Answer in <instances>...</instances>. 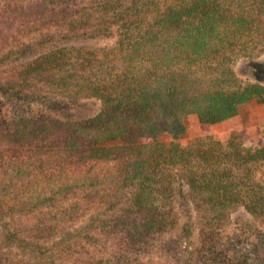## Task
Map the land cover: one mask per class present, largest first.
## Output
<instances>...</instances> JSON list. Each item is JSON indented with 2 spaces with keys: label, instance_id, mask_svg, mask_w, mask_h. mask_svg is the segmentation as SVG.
<instances>
[{
  "label": "trees",
  "instance_id": "16d2710c",
  "mask_svg": "<svg viewBox=\"0 0 264 264\" xmlns=\"http://www.w3.org/2000/svg\"><path fill=\"white\" fill-rule=\"evenodd\" d=\"M26 9L0 0V62L26 52L16 47L38 27L73 40L127 27L112 49L53 47L10 73L16 85L35 78L101 107L81 120L0 112V192L34 212L6 225L5 240L30 256L49 250L40 264L66 251L76 264H151L161 251L180 254V264H251L261 244L246 254L227 227L243 209L251 218L241 226L264 243V146L238 133L224 141L213 126L244 103H264V81L243 83L229 63L264 40V0H37ZM253 62L240 72L257 78L264 62ZM193 113L204 134L184 145ZM52 180H65L72 197L33 201V185ZM197 230L186 257L182 237ZM10 255L0 250V264H33Z\"/></svg>",
  "mask_w": 264,
  "mask_h": 264
},
{
  "label": "rangeland",
  "instance_id": "374dc122",
  "mask_svg": "<svg viewBox=\"0 0 264 264\" xmlns=\"http://www.w3.org/2000/svg\"><path fill=\"white\" fill-rule=\"evenodd\" d=\"M33 2L35 3L37 0H5L7 5H12L17 11H20L21 9L27 10L26 8L31 6ZM14 15H16V13L12 16L14 17ZM17 22L19 23V21ZM126 27L127 25L119 24L115 27V32L110 36L84 40L64 38L63 35L66 30L63 31L57 27H38L40 29H36L31 33L30 37L24 38L22 45L16 47L17 51L20 52L21 50L26 49V52L21 53L20 55L18 54L19 56L15 58H9L7 61L0 62V112L2 111L4 117L9 120L20 119L24 116L33 117L41 113L51 114L64 120H81L97 114L101 107V101L97 97H84L73 100L64 96L65 94L60 91H45L44 86L35 78H31L29 82H22L21 84L16 85L15 81H11L9 76L12 71L20 70L24 64L37 59L42 52L51 50L53 47L65 46L73 43L76 47L97 49L99 53L104 49H112L116 46V42ZM16 30L17 28L15 27L14 31ZM251 45H253V47H251L250 54L235 56L234 59L232 58L229 62L237 71H239V80L243 83H248L250 81H264V64L257 65L260 72L257 78L240 72V69L249 64H253V61H257L258 63L264 62V40L256 44L251 43ZM46 95H59L60 97H63L62 99H59ZM188 123L189 132L181 139V142L184 145L189 144L192 139L204 134V129L198 114L193 113L189 115ZM213 133L224 141L227 140L231 134L238 133L248 145L264 146V103H259L257 101L244 103L241 105L240 112L236 116L214 124ZM163 138L167 142H170L173 139V136L170 133H166ZM100 171L101 169L98 167L94 168V173L99 172L101 174L102 172ZM0 175H3L1 170ZM1 180L6 181L7 179L4 176ZM81 185L82 183L80 182L78 186ZM63 187L65 188V180L59 183L54 180L41 182L40 184L33 185L30 194L34 197L33 201H38V194H41V197L51 196L53 198L67 195L65 200H68L73 195V192L69 191H73L74 189L69 190L68 192L66 190L62 192L61 189ZM0 193V200L3 199V203L0 204V250L2 252L4 251V254H7V252L10 253V256H13L15 259L26 257L30 259L33 264H40V259L48 257L51 253L49 250L45 251L43 256H37L36 254L30 256L24 254L14 245L16 244L14 241L8 242L9 238L5 240V234L3 232L6 225L14 230L17 218L24 215V213L33 215L34 212H28L30 207L25 206L18 200L14 199L11 192L2 191ZM31 200L32 199H30V201ZM241 218L249 221V218L251 217L243 209L236 211L227 227V233L240 234V245L244 248L246 254H249L252 251L255 252L253 250V248L255 249V245L261 244L259 255L257 252L251 254V264H264V243L256 239L257 237H254L252 232L250 233L248 231L249 228L247 225L243 224L244 227L241 226ZM178 232L182 231L180 230ZM247 234L249 235L247 236ZM182 239L184 242L182 246L183 255L187 257L190 250L195 249L200 243L198 230L196 231V236L194 238H188L185 236L182 237ZM161 252L162 253H157L155 255L151 264H161L167 259L173 261L175 264H180L184 261L180 254H176L175 250L173 252V255L176 254L175 256L167 254L164 251ZM66 253L67 254L60 255L55 252L54 259H56V263L76 264L71 252L68 253L66 251Z\"/></svg>",
  "mask_w": 264,
  "mask_h": 264
}]
</instances>
